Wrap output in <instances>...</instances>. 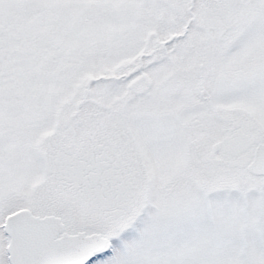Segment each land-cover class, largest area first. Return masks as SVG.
Segmentation results:
<instances>
[{"label":"snow or ice","instance_id":"6c2138e0","mask_svg":"<svg viewBox=\"0 0 264 264\" xmlns=\"http://www.w3.org/2000/svg\"><path fill=\"white\" fill-rule=\"evenodd\" d=\"M0 264H264V0H0Z\"/></svg>","mask_w":264,"mask_h":264}]
</instances>
